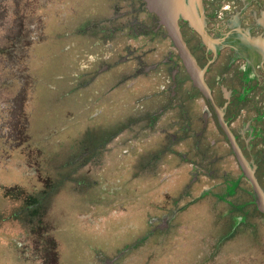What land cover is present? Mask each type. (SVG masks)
Wrapping results in <instances>:
<instances>
[{
	"label": "flooded vegetation",
	"instance_id": "obj_1",
	"mask_svg": "<svg viewBox=\"0 0 264 264\" xmlns=\"http://www.w3.org/2000/svg\"><path fill=\"white\" fill-rule=\"evenodd\" d=\"M151 1L159 11L149 0H102L93 12L107 18L67 48L86 75L73 91L87 92L81 101L91 107L89 130L73 133L69 148L74 194L88 203L76 218L91 231L99 225L93 245L111 251L100 252L101 264L134 252L141 264L142 248L187 210L219 203L220 228L250 239L241 264H264V0ZM177 8L197 19L162 14ZM23 113L26 141L8 137L17 147L28 143ZM142 158L151 171L144 180ZM159 163L168 186L160 199ZM2 189L8 202L34 201L22 185ZM45 246L43 264H61L56 236Z\"/></svg>",
	"mask_w": 264,
	"mask_h": 264
},
{
	"label": "rangeland",
	"instance_id": "obj_2",
	"mask_svg": "<svg viewBox=\"0 0 264 264\" xmlns=\"http://www.w3.org/2000/svg\"><path fill=\"white\" fill-rule=\"evenodd\" d=\"M101 1L0 0V264H43L46 240L53 236L58 242L61 264H101L105 258L101 253L111 252L99 251L93 245L95 228L99 226L96 220L92 231L84 220L80 222L81 217L77 220V212L84 213L88 203L76 198L68 170L74 162L69 150L72 134L89 130L87 116L91 107L81 101L87 98V92L78 96L85 91H73L76 84L85 82L86 75L85 70H76L79 64L76 59L72 61L74 55L67 48L77 36L84 40L95 34L96 27L107 18L100 9L93 12ZM20 23L23 31L19 38ZM19 108L22 113L27 111L29 129L28 143L17 147L8 137ZM62 133L70 137H60ZM140 138L145 152L147 138L143 134ZM61 141L65 148L62 151L58 148ZM40 145L45 149V159ZM55 151L62 152L57 162ZM144 162L142 158V180L151 173ZM156 171L155 190L160 199L168 186L163 183L166 178L160 163ZM65 174L69 175L64 180ZM14 185H22L28 192L24 197L34 201L8 202L2 188ZM177 194L174 190L172 196L176 198ZM187 211L184 219L154 239L152 248H142L141 264L245 261L251 249L248 235L242 233L235 238L224 222L221 228L217 222L225 206L211 202L206 208ZM141 215L148 220L154 213L145 208ZM136 260L134 252L118 264H136Z\"/></svg>",
	"mask_w": 264,
	"mask_h": 264
},
{
	"label": "trees",
	"instance_id": "obj_3",
	"mask_svg": "<svg viewBox=\"0 0 264 264\" xmlns=\"http://www.w3.org/2000/svg\"><path fill=\"white\" fill-rule=\"evenodd\" d=\"M1 15V14H0ZM22 24L20 23L18 25V32L17 35L18 37L21 35L22 37ZM20 38V37H19ZM23 96V94H22ZM22 99V98H21ZM17 106V105H16ZM16 109V107H14ZM17 117L15 120V123L12 125V134L15 140L19 141H26V130H27V126H28V122L27 120L24 118V116H22V118H20L21 115H24V113H22L21 108H19L17 111H15L14 113ZM20 115V116H19ZM19 118V119H17Z\"/></svg>",
	"mask_w": 264,
	"mask_h": 264
},
{
	"label": "water",
	"instance_id": "obj_4",
	"mask_svg": "<svg viewBox=\"0 0 264 264\" xmlns=\"http://www.w3.org/2000/svg\"><path fill=\"white\" fill-rule=\"evenodd\" d=\"M149 2H150L149 6H150L151 9L154 8V10H156V11L160 10V8L154 3V1L149 0ZM168 12L172 13V14H175L174 16H179L180 15V16L184 17L185 19L189 20V21L197 19V16H198L195 10L194 11L191 10L189 12V11H186L184 9H179V8L170 9V10H167V11L165 9V10H163L162 14L166 15V13H168Z\"/></svg>",
	"mask_w": 264,
	"mask_h": 264
}]
</instances>
